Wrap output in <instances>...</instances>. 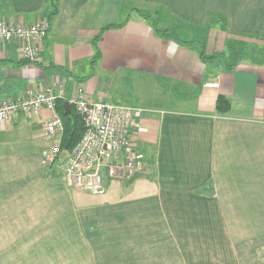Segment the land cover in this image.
Instances as JSON below:
<instances>
[{"label": "crops", "instance_id": "1", "mask_svg": "<svg viewBox=\"0 0 264 264\" xmlns=\"http://www.w3.org/2000/svg\"><path fill=\"white\" fill-rule=\"evenodd\" d=\"M51 2L0 0V17L48 23L35 44L40 64L23 62L19 43L0 44V102L60 83L66 96L81 86L90 99L144 107L142 167L106 176L100 195L72 189L65 151L41 162L50 110L0 121V264H125L128 255L133 264L123 250L137 264H264V0ZM139 11L180 40L157 34ZM141 85L144 99L133 91ZM199 219L238 222L206 230ZM214 232L246 234L255 240L247 254L259 256L217 253L229 248L199 237ZM159 248L175 253L147 258Z\"/></svg>", "mask_w": 264, "mask_h": 264}, {"label": "built area", "instance_id": "2", "mask_svg": "<svg viewBox=\"0 0 264 264\" xmlns=\"http://www.w3.org/2000/svg\"><path fill=\"white\" fill-rule=\"evenodd\" d=\"M48 30L46 19L34 23H20L0 17V44L19 43L20 57L31 63H42L35 45ZM58 88L46 85L37 93H29L0 102V121L17 114L29 115L45 108L52 113L45 119L41 136L46 146L41 152L43 165H51L62 151L60 137L63 131L61 116L56 112V100L63 99L71 105L83 124L77 143L66 152L62 172L67 187L94 195L106 190L104 178L123 179L139 167L142 153L136 148V138L144 128L140 118L145 109L115 104L108 100L88 98L81 86H74L66 96Z\"/></svg>", "mask_w": 264, "mask_h": 264}, {"label": "rangeland", "instance_id": "3", "mask_svg": "<svg viewBox=\"0 0 264 264\" xmlns=\"http://www.w3.org/2000/svg\"><path fill=\"white\" fill-rule=\"evenodd\" d=\"M218 23H220V22H218ZM211 54H212L211 56H214V55H217V56L219 55L220 56V55H222L221 52L218 53L216 51L213 52V53H211ZM261 56H263L262 58H264V54H261ZM208 57H210V55ZM209 84H212L213 85L215 83H209ZM139 87L140 88L133 89V91L135 92L136 96H138L139 99H144L145 97H144L143 91H142L143 85H141ZM126 91H127V89H126ZM130 92H132V90H130ZM120 95L121 96H125L127 98H129V96H131V95L128 96V93L127 94H121L120 93ZM119 102H122V101H119ZM129 106H132V105H129ZM136 107H140L142 109H145L144 110L145 112L147 111V109L144 108V107H141V106H136ZM144 113H142V115ZM144 130H145V128H144ZM137 140H138V138H136L135 141H137ZM61 152L63 153L64 151L62 150ZM142 155H143V153H142ZM142 160H143V157L141 159V164L139 165V167L137 169H135L131 173V175L129 177H126V179L127 178H130L136 170H139L142 167ZM202 189H206V190L209 191L211 188H210V185L208 184L207 186L202 187L201 190ZM231 220L232 219H214V220L212 219V221H210V222L208 221L207 222L206 220L199 219L200 222L198 223V225L199 226H206V227H202V228L207 230V229H209L208 228L209 226H212L211 224H213V225L216 224L215 226H217V227L218 226H223L225 224H227V226H229V225L234 226L238 222V219H235V221L234 220L231 221ZM231 229H233V228H231ZM150 236H154L155 237V235H147V241L149 240V237ZM175 236H176V233H171V234L170 233H163L161 235V237H160V240L161 241L162 240L163 241H166L167 243H172L171 241H175ZM202 236L204 237V239L202 238ZM185 237L186 236H183L182 237V241H184V240L185 241L191 240L190 237L192 238L193 235L190 234L189 237H186V238ZM199 237H201V240L202 241L222 243V244H217V245H224V246L228 247L229 250L228 249L222 250L223 248L217 250V253H222V254L224 253L225 254L224 255L225 257H227V256L229 257V254L230 253H232L233 258L238 257L239 256L238 254L234 256V254H235L234 251L237 252V253H238V251L241 252V254H240L241 257L248 256L249 258H253V257L257 256V253H258V256L260 254V250L258 251L257 249H255L252 254H249V255L247 254V250H245V249H249L250 252H252V249H250V246L249 245H251L250 243H252V242L254 243L255 240H252L251 238L247 237L246 234H243V233H231L230 235H228V234H224V233L214 232V233L200 234ZM229 240H231V241H229ZM228 242H231L230 243V246H229V243ZM148 243H151V242H148ZM219 247H222V246H219ZM122 253L125 254V255H128V253L131 254V257L133 256L132 257L133 264H137V263H135V261H136L135 258H134V255L135 254L132 255L133 253H135V251L123 250ZM171 253H175L174 250L168 251V250H162L160 248L159 249H155V250L148 249L147 250V258H150L151 257L154 260H156L155 258H158V260H159V258H162L163 259V257H167V259H164V261H166V260H169L170 259L169 257H170V254ZM127 257L129 258L130 255H128ZM127 257H124V259L123 258L119 259L120 260L119 262L122 263V262H125L126 261L125 264H132L129 260L126 259ZM142 261L144 262L145 260L144 259L139 260L140 263H142Z\"/></svg>", "mask_w": 264, "mask_h": 264}, {"label": "trees", "instance_id": "4", "mask_svg": "<svg viewBox=\"0 0 264 264\" xmlns=\"http://www.w3.org/2000/svg\"><path fill=\"white\" fill-rule=\"evenodd\" d=\"M51 4L54 6V9H55L56 7L55 0H53ZM51 13H54V10ZM139 13L144 19H146L151 24V26L154 28L157 34L168 35V36L174 37L177 40H180L179 38L176 37L174 33L169 32L167 28L160 29L159 27H157L154 22L155 19L152 18L151 13L142 12V11H139ZM116 26L117 25H108L103 28L116 27ZM97 36H95V38L92 41L94 47L96 44ZM218 56L214 55V56H210V58L218 57ZM23 62H27V61L23 59ZM63 102L64 101H62V99H57L55 110L61 116V119L63 122V131L60 137V148L63 151H69L79 140L83 132V124H82L80 117L76 114L74 108L71 105H69L68 113L64 114ZM215 109L220 114L227 113V111L229 110V100L221 94L217 95L216 101H215Z\"/></svg>", "mask_w": 264, "mask_h": 264}, {"label": "water", "instance_id": "5", "mask_svg": "<svg viewBox=\"0 0 264 264\" xmlns=\"http://www.w3.org/2000/svg\"><path fill=\"white\" fill-rule=\"evenodd\" d=\"M64 114H67L69 111V104L67 101L63 102Z\"/></svg>", "mask_w": 264, "mask_h": 264}]
</instances>
